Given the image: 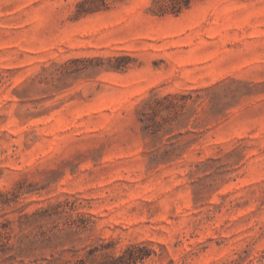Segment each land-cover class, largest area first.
I'll return each instance as SVG.
<instances>
[{
  "label": "rangeland",
  "instance_id": "374dc122",
  "mask_svg": "<svg viewBox=\"0 0 264 264\" xmlns=\"http://www.w3.org/2000/svg\"><path fill=\"white\" fill-rule=\"evenodd\" d=\"M0 0V264H264V0Z\"/></svg>",
  "mask_w": 264,
  "mask_h": 264
},
{
  "label": "trees",
  "instance_id": "16d2710c",
  "mask_svg": "<svg viewBox=\"0 0 264 264\" xmlns=\"http://www.w3.org/2000/svg\"><path fill=\"white\" fill-rule=\"evenodd\" d=\"M191 0H170L171 4V10L172 12H178L182 6H187ZM125 256H119L117 258H111L109 262H106L104 264H129V261H126Z\"/></svg>",
  "mask_w": 264,
  "mask_h": 264
}]
</instances>
